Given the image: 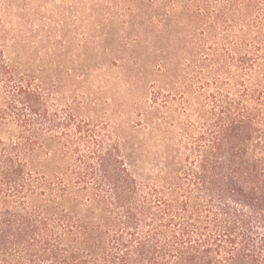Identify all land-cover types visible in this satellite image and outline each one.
<instances>
[{"label":"trees","instance_id":"obj_1","mask_svg":"<svg viewBox=\"0 0 264 264\" xmlns=\"http://www.w3.org/2000/svg\"><path fill=\"white\" fill-rule=\"evenodd\" d=\"M186 1L211 21L253 9L264 32V0ZM4 33L0 7V129H12L0 137V264H264V85L215 87L158 186L105 124L11 63ZM42 153L63 172L46 176Z\"/></svg>","mask_w":264,"mask_h":264},{"label":"rangeland","instance_id":"obj_2","mask_svg":"<svg viewBox=\"0 0 264 264\" xmlns=\"http://www.w3.org/2000/svg\"><path fill=\"white\" fill-rule=\"evenodd\" d=\"M11 63L117 137L135 176L160 186L215 87L264 85V32L242 7L213 21L186 0H0ZM249 63L247 71L241 69ZM12 129H0L6 139ZM66 166L38 157L48 177Z\"/></svg>","mask_w":264,"mask_h":264}]
</instances>
